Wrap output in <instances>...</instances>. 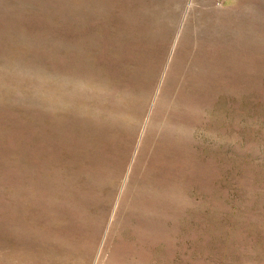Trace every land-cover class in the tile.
Instances as JSON below:
<instances>
[{
  "label": "rangeland",
  "instance_id": "1",
  "mask_svg": "<svg viewBox=\"0 0 264 264\" xmlns=\"http://www.w3.org/2000/svg\"><path fill=\"white\" fill-rule=\"evenodd\" d=\"M0 264H264V0H0Z\"/></svg>",
  "mask_w": 264,
  "mask_h": 264
}]
</instances>
